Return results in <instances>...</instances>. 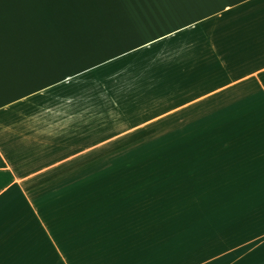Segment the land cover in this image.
<instances>
[{"label":"crops","instance_id":"1","mask_svg":"<svg viewBox=\"0 0 264 264\" xmlns=\"http://www.w3.org/2000/svg\"><path fill=\"white\" fill-rule=\"evenodd\" d=\"M0 155V264L121 253L197 205L264 253V0H0Z\"/></svg>","mask_w":264,"mask_h":264},{"label":"rangeland","instance_id":"2","mask_svg":"<svg viewBox=\"0 0 264 264\" xmlns=\"http://www.w3.org/2000/svg\"><path fill=\"white\" fill-rule=\"evenodd\" d=\"M88 10L84 11L85 21L89 18L96 22L99 12L91 5ZM185 212L193 215L184 221L154 223L153 229L160 232L138 237L131 250L116 254H53V264H264V253L226 254L225 239L213 242L209 205L186 207ZM47 260L43 257V262Z\"/></svg>","mask_w":264,"mask_h":264},{"label":"trees","instance_id":"3","mask_svg":"<svg viewBox=\"0 0 264 264\" xmlns=\"http://www.w3.org/2000/svg\"><path fill=\"white\" fill-rule=\"evenodd\" d=\"M5 165H6L5 161L3 160V158L0 155V167L5 166Z\"/></svg>","mask_w":264,"mask_h":264}]
</instances>
